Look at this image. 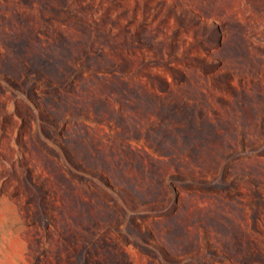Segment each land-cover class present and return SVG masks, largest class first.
Wrapping results in <instances>:
<instances>
[{"label": "rangeland", "instance_id": "1", "mask_svg": "<svg viewBox=\"0 0 264 264\" xmlns=\"http://www.w3.org/2000/svg\"><path fill=\"white\" fill-rule=\"evenodd\" d=\"M0 264H264V0H0Z\"/></svg>", "mask_w": 264, "mask_h": 264}]
</instances>
